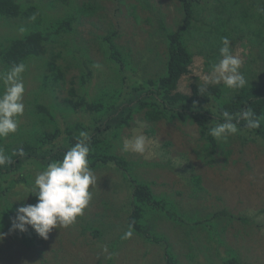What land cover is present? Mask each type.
Masks as SVG:
<instances>
[{
	"label": "rangeland",
	"instance_id": "374dc122",
	"mask_svg": "<svg viewBox=\"0 0 264 264\" xmlns=\"http://www.w3.org/2000/svg\"><path fill=\"white\" fill-rule=\"evenodd\" d=\"M66 1L65 4L62 0H23L24 8H33L32 18L28 16L8 24L0 22L1 52L8 40L20 37L25 28H30L26 25L32 20L42 17L47 24L56 23L67 12L74 16L75 10L86 3L97 6L92 15L82 16L80 22H73V32L58 36L59 43L51 44L52 49L47 55L29 60L25 65L27 70L22 73L25 107L23 115L18 117V127L23 126L24 136H29L38 128L46 131L52 129L49 122L47 125L40 124L41 114L31 117L25 113L28 108L33 109L28 102L35 93H38L42 102L53 103L57 109L54 113L55 121L62 131L67 124L81 123L85 126L92 121L89 113L82 110L75 113L66 111L70 80L76 82L80 75V69L76 65L70 66V59L81 66L85 63L92 71L91 81L86 87L88 101L94 100L95 96L107 89H117L119 79L123 77L120 75L117 78V63H109L102 47L97 43L100 39L97 40L98 36L105 35L112 28L117 30L116 44L135 70L138 68L137 58L142 53H149L145 50L147 45L156 47L146 57L145 67L147 74H154L165 63L166 49L162 43H157L156 46V39L160 38L157 37L156 18L152 8L159 9L161 21L169 31H175L181 19L176 0H146V3L143 0H125L124 3L118 0ZM213 1L207 0L199 7L204 20L208 17L206 22L210 24H213L212 20L209 21L212 13L208 9ZM258 27V24L248 26L245 22L241 23L240 28L243 29L230 39L233 54L242 59L241 73L248 80L254 78L255 82L264 80V64L257 62L260 61L259 56L264 55V41L260 44L259 38L254 35ZM262 29L264 36V28ZM209 30V27L204 26L201 33L196 31V34L190 35L189 48L193 51L194 58L189 73L178 83L177 90L182 93L190 92L191 83L206 82L205 77L211 73V69L207 70V59L203 56L209 50L203 43ZM212 35L213 33L208 34L209 37ZM68 49L73 51L71 56L67 54ZM200 51L203 53H199ZM52 52H61L62 56L57 59L56 64L62 68L64 80L61 78L57 82L61 86L59 91L57 87H53L48 88L46 93L41 91V75L48 73L43 61L49 59ZM2 70L0 63V73ZM141 70L138 69L137 78L130 70L125 73H131L135 79L140 80L143 75ZM257 77L259 78L256 80ZM127 82L124 80L125 90L131 85ZM50 83L55 82L48 78L46 88ZM78 86L77 83L73 85L77 89ZM0 89L2 93V82ZM79 95H84L83 91ZM77 97L78 95L75 100ZM134 129H139L148 137L149 142L142 155L131 150L122 151L124 141L138 134ZM16 133H19L18 128L14 134ZM119 139L121 144L117 154L133 163L127 173L111 166L94 170L97 185L90 189L92 199L83 214L66 228L52 229L47 240L40 238L32 250L16 240L13 232L0 230L4 234V238L0 240V264H166L163 258L166 244L170 245L171 251L182 264H221V260L229 257H236L238 264H264V144L259 138L243 141L233 135L227 140H217L214 149L207 148L205 141L200 138L198 127L193 123H182L177 119H161L149 123L142 114H135L130 125L121 130ZM32 163L13 173L2 184L7 185L9 179H17L21 173H29V168H33L31 172H34L38 166L35 164L33 167ZM37 173L34 172V176L31 173L28 177L34 182ZM127 175L148 183L157 196L174 203L181 216L189 219L188 226L185 229L179 226L174 221L176 215L168 206L154 216L153 222L148 223L152 234L161 238L159 243L143 239L134 233L130 238H125V233L129 231L130 209V189L124 180ZM194 178L199 180L195 181ZM33 182L28 186L21 181H9L12 187L5 192L6 200L0 197V208L7 203V199L12 203L23 202V205L31 202ZM222 211L226 213V217L214 220L215 223L212 221L214 231L218 232L213 239L200 238V233L205 237V230L191 228L194 221L207 220L211 214ZM95 230L99 234L94 235Z\"/></svg>",
	"mask_w": 264,
	"mask_h": 264
},
{
	"label": "trees",
	"instance_id": "16d2710c",
	"mask_svg": "<svg viewBox=\"0 0 264 264\" xmlns=\"http://www.w3.org/2000/svg\"><path fill=\"white\" fill-rule=\"evenodd\" d=\"M118 1L124 3L125 0ZM176 1L179 5L181 19L175 31H169L161 21L162 17L159 9L152 8L153 16L156 18L157 37L160 38H155L156 46L157 43H162L166 49L164 52L165 63L158 69V72L147 74L145 71L147 66L146 57L150 56L153 49L156 50V47L147 45L145 50L149 53L146 55L142 53L137 58L136 66L138 68L135 70L131 67V63L124 58L123 52L116 44L117 30L114 28L109 29L105 35L97 37V40L100 38L97 43L102 47V52L105 53L109 63H117V65L114 64L117 66V78L119 79L120 75L123 78L119 79L117 89H107L101 95L95 96L94 100L88 101L86 87L91 81L92 71L85 63L82 65L83 68L80 64H76L73 59L69 60L70 66L74 67L76 65L80 69V75L77 77L78 81L70 80L71 86L67 91L70 97L66 98V111L75 113L82 110L87 112L92 119L90 123L85 126L81 123H70L62 131L55 121L56 115L54 113L57 109L53 103L46 104V102L41 101L38 93L34 94L28 102L33 109L28 108L25 112L26 115L37 117L41 114L40 124L47 125L46 123L49 122L52 129L46 131L38 128L29 136H24L22 134L23 126L20 125L18 127L19 133H12L7 137L0 138V150H3L12 160L11 164L0 167V197H4L6 200L5 192L12 187L9 181H21L29 186L33 182L28 177L31 173L34 176V172L43 171L49 163L62 160L66 151L78 142L80 139L79 134L82 131L87 132L90 137L88 160L92 171L100 167L111 166L120 169L122 173H127L133 163L123 155L117 154V150L121 144L120 132L130 125L135 114H142L144 120L149 123L161 119L166 121L177 119L182 123H193L198 127L200 138L205 141L207 148L212 147L214 149L217 146V139L210 135V129L215 127L217 123H224L222 113L228 111L234 117L233 123L239 120L237 124L239 132L235 136L243 141L259 138L264 144V80L255 82L254 78L248 80L245 77L248 84L238 90L228 89L223 83L206 84V82L191 83L188 94L177 90L180 79L189 73L194 58V53L189 48L190 35L196 34V31L201 33L204 26L210 28L203 42L209 49L208 53L203 55L207 59V70H210L212 65L221 59L220 45H222V38L228 37L230 40L233 34L243 29L240 28L241 23L245 22L248 26L258 24L259 27L254 35L259 38V43L262 44L264 41L262 29L264 28V0H214L212 5L209 4L211 8L208 9L212 13L209 21L212 20L213 24L206 22L208 17L204 20L202 10L199 9L202 3H206L207 0ZM62 2L67 3L66 0H62ZM96 9L95 4L86 3L81 8H77L75 14L72 13L74 16L67 12L66 16L60 20L57 19L56 23L47 24L42 17L32 20L31 23L26 25L30 28H25L20 37L8 40V43L2 46L0 52L2 73L10 70L15 64L24 63V65H27L29 60L43 58L52 49L51 44L59 43L58 36L70 34L75 30L72 26L74 21L80 22L82 16H90ZM32 10V7L24 8L23 0H0V22L8 24L10 21L23 20L28 16L32 18ZM132 11H135L134 5ZM212 33L213 35L209 37L208 34ZM67 52L69 56L73 53L70 49ZM156 52L158 54V51ZM61 56V52L57 54L52 52L49 59H44L43 62L48 69V73L41 75V84L43 85L41 91L47 93L48 88L52 89L53 87H57L58 91L61 89L60 84L57 82L61 78L63 79V72L62 68L56 64L57 59ZM259 59L261 62L258 60L257 62L264 64L263 54L259 56ZM139 68L142 69L141 73L143 74L140 76L142 78L140 80L135 79L131 73H125L130 70L135 73L137 78ZM26 70L25 66L23 73ZM48 78L53 79L55 83H50V86L46 88ZM124 80L131 84L127 90L123 88ZM74 83L79 84L78 89L73 87ZM204 86L207 90L200 93L199 87ZM81 91L84 95H79ZM77 95L78 97L75 100ZM243 109L250 110L254 113V118H259L260 126L258 128L249 129L245 127L246 121L240 119L237 115ZM247 135L249 136L247 137ZM21 148L23 149V155L13 154ZM32 162L36 163L33 164ZM30 163L33 164V167L35 164L38 166L35 167L34 172H31L33 168H29L27 170L29 173H21L17 179H9L7 185L2 184L13 173L20 171L22 167ZM194 179L195 181L199 180V178ZM124 180L128 189H130L128 228H131L132 233L143 239L159 243L161 238L152 234L148 223L153 222L154 216L167 209L168 206L171 212L176 215L174 221L183 229L188 226L189 219L181 216L176 205L161 196H157L148 183L128 175ZM30 193H32V190H30ZM31 196L32 201L27 202V204L35 203V195L31 194ZM7 200V203H4L0 208L1 231H9L16 209L23 206V202L12 203L9 199ZM222 217H226V213L223 211L211 214L210 218L207 217V220L194 221L191 228L197 227L201 231L205 230L203 231L205 237L200 233V238L213 239L214 236L218 235V232L217 230L214 231L215 226L212 221L215 223L214 220H219ZM93 232L94 235L99 234V231L95 230ZM13 233L14 238L29 250H32V247L40 239L30 226H28L26 232L13 231ZM228 253H230L229 250ZM163 258L166 264H182L168 244H166V249L163 252ZM238 263L236 257L221 260V264Z\"/></svg>",
	"mask_w": 264,
	"mask_h": 264
},
{
	"label": "clouds",
	"instance_id": "9594fccd",
	"mask_svg": "<svg viewBox=\"0 0 264 264\" xmlns=\"http://www.w3.org/2000/svg\"><path fill=\"white\" fill-rule=\"evenodd\" d=\"M220 57L218 63L211 67V73L205 77L206 84H220L231 90L245 87L248 81L241 73L242 59L233 54L231 42L228 37L222 38ZM25 71L24 63L13 65L10 70L0 73V82L3 83V92L0 93V138L15 133L18 128V117L23 115V94L25 86L22 73ZM206 86L199 87V92H205ZM225 122L217 123L210 129V135L217 140H227L239 132L234 117L228 112L222 113ZM246 121L245 127L255 129L260 126L259 118L254 113L243 109L237 114ZM133 131L138 134L126 139L122 151L131 150L137 154H144L148 137L139 129ZM80 139L72 146L60 161L52 162L35 176L32 193L36 197L35 204H26L16 209L15 217L11 220L9 232H26L30 226L39 238L47 240L48 233L58 227H68L81 216L92 199V186L97 185V177L89 166L90 137L87 132H80ZM15 154L23 155V149ZM12 163V160L3 150H0V167ZM131 228L125 233V238L132 236ZM4 234L0 233V240Z\"/></svg>",
	"mask_w": 264,
	"mask_h": 264
}]
</instances>
